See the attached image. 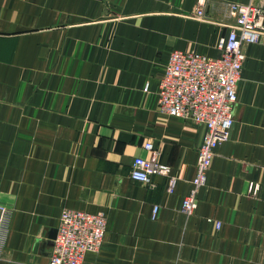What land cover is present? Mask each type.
Returning a JSON list of instances; mask_svg holds the SVG:
<instances>
[{
	"label": "crops",
	"instance_id": "obj_1",
	"mask_svg": "<svg viewBox=\"0 0 264 264\" xmlns=\"http://www.w3.org/2000/svg\"><path fill=\"white\" fill-rule=\"evenodd\" d=\"M231 3L264 9V0H0L9 211L0 264H48L64 209L107 217L103 246L85 264H264V35L245 47L231 138L192 217L181 204L205 129L157 109L172 51L220 57ZM201 6L204 18H192ZM149 142L179 179L174 194L163 176L154 186L130 178L133 160L151 157Z\"/></svg>",
	"mask_w": 264,
	"mask_h": 264
},
{
	"label": "built area",
	"instance_id": "obj_2",
	"mask_svg": "<svg viewBox=\"0 0 264 264\" xmlns=\"http://www.w3.org/2000/svg\"><path fill=\"white\" fill-rule=\"evenodd\" d=\"M235 17L229 32L218 44L219 58L196 52L172 51L169 54L157 93L158 112L167 117L190 121L205 129L196 174L181 211L192 217L199 207V194L207 186L216 151L230 140L235 124L234 109L238 102V85L242 79L247 56L246 46L256 45L264 35V9L252 3H231ZM203 6L196 19L204 18ZM146 84L145 91H149ZM149 159L136 157L130 172L131 180L154 186L152 177L167 178V192H176L179 179L172 168L160 162L159 153L151 142L145 145ZM260 184L251 183L249 190L257 195ZM160 207L153 208L156 220ZM217 229L221 223L217 222ZM9 231V211L0 201V256ZM107 234V217L102 213L64 209L59 220L53 252L48 264H85L88 254L98 253Z\"/></svg>",
	"mask_w": 264,
	"mask_h": 264
},
{
	"label": "rangeland",
	"instance_id": "obj_3",
	"mask_svg": "<svg viewBox=\"0 0 264 264\" xmlns=\"http://www.w3.org/2000/svg\"><path fill=\"white\" fill-rule=\"evenodd\" d=\"M193 16H195V15H193ZM192 18H195V17H192ZM196 19V18H195ZM199 20V19H198ZM239 86V85H238Z\"/></svg>",
	"mask_w": 264,
	"mask_h": 264
}]
</instances>
